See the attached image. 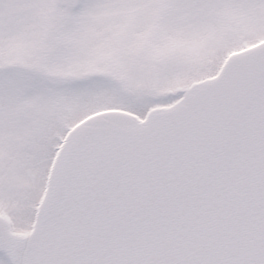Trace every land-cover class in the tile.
<instances>
[{
    "label": "snow or ice",
    "instance_id": "6c2138e0",
    "mask_svg": "<svg viewBox=\"0 0 264 264\" xmlns=\"http://www.w3.org/2000/svg\"><path fill=\"white\" fill-rule=\"evenodd\" d=\"M0 264H264V0H0Z\"/></svg>",
    "mask_w": 264,
    "mask_h": 264
}]
</instances>
